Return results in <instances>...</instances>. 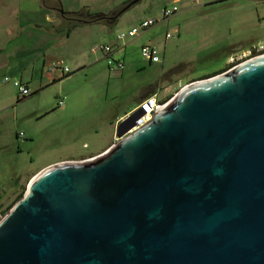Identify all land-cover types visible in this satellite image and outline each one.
<instances>
[{
    "label": "water",
    "instance_id": "95a60500",
    "mask_svg": "<svg viewBox=\"0 0 264 264\" xmlns=\"http://www.w3.org/2000/svg\"><path fill=\"white\" fill-rule=\"evenodd\" d=\"M142 113L30 181L0 222V264H264V54L123 137Z\"/></svg>",
    "mask_w": 264,
    "mask_h": 264
},
{
    "label": "rangeland",
    "instance_id": "374dc122",
    "mask_svg": "<svg viewBox=\"0 0 264 264\" xmlns=\"http://www.w3.org/2000/svg\"><path fill=\"white\" fill-rule=\"evenodd\" d=\"M82 1H86L93 11L114 15L130 0ZM207 1L210 0H181L178 3L173 0H140L123 12L113 26L107 27V32L96 34L95 46H100L109 40H117V34L133 25L139 26L145 18L158 20L148 31L141 29L135 38L118 41L120 45L127 42L118 51L125 58L122 73L112 71L106 53L97 51V59L102 60L87 70L72 72L62 83L65 92L60 98L47 91L51 94L47 96L49 105L54 101L55 106L50 114L24 121L35 125L34 139L16 138L13 131L12 144L0 146L1 209L7 210V206L15 202L17 185L27 181L47 163L63 157H78L75 161L80 162L97 156L93 152L105 149L115 134L116 128L107 119L117 113L121 116L128 110H135L140 103L139 97L147 91L154 89L162 101H169L192 83L214 74L220 75L264 54V50L259 51L257 47L239 49L230 61L227 53L233 49L232 45L239 43L234 41L236 36L233 34L231 39L218 42L216 29L220 19H215L211 31L206 28L210 23L204 26V13L210 8L213 14L217 13L226 6H234L239 0H222L211 6H206ZM174 5L178 11L165 18L164 9ZM167 33L173 36L166 37ZM144 44L157 46L159 62L151 63L143 55ZM61 98L65 100L63 105L58 104ZM26 130L29 127L23 125L18 131Z\"/></svg>",
    "mask_w": 264,
    "mask_h": 264
},
{
    "label": "crops",
    "instance_id": "0c3cea01",
    "mask_svg": "<svg viewBox=\"0 0 264 264\" xmlns=\"http://www.w3.org/2000/svg\"><path fill=\"white\" fill-rule=\"evenodd\" d=\"M218 1L222 0L207 1L206 6ZM59 9L67 13L105 14L108 18L115 15L93 11L87 2L82 0H0V146L12 144L13 131L16 138L23 137L26 140L35 138V125L24 121L50 114L55 106L54 101L49 105L47 96L56 94V97L60 98V94L65 92L62 83L73 74L72 72L87 70L102 60L96 57V52L102 50H92L96 45V34L107 32V27L113 26L119 18L118 16L113 24L101 21L71 28V21L63 17ZM213 12L210 8L204 13V26L210 23L206 28L212 31L215 19H220L216 29L218 42L223 43L231 39L233 34L237 38L234 41L239 42L232 45L233 49L227 53L230 54V61L236 50H249L264 45V0H239L237 4L234 2V6H226L223 10H217V13ZM144 20L148 19L142 21ZM134 26L136 25L126 31ZM118 41L109 40L104 44L113 46V57L123 60L125 68V58L118 51L125 47L127 42L120 45ZM246 45L248 47L245 48ZM59 60H63L64 64L59 69L50 71V66ZM65 67L69 70L66 71ZM6 76L20 80L30 89V94L20 98L19 89L13 81L3 82ZM47 91L51 94H47ZM153 94L158 95V92L154 89L147 91L139 97V102ZM32 95L34 96L30 97ZM157 97L160 98L159 95ZM21 101L23 103L20 105ZM64 103V98L58 102L59 105ZM133 111L128 110L121 116L119 113L114 114L107 120L111 122L112 127L117 128L118 124ZM23 125H27L29 130L18 131ZM115 136L116 129L110 144L105 149L93 153L99 155L106 151L112 146V142L114 143ZM73 160H78V157H63L47 163L34 172L27 181L19 183L14 194L17 195L23 188L27 189L30 181L49 166Z\"/></svg>",
    "mask_w": 264,
    "mask_h": 264
},
{
    "label": "built area",
    "instance_id": "2783aa9c",
    "mask_svg": "<svg viewBox=\"0 0 264 264\" xmlns=\"http://www.w3.org/2000/svg\"><path fill=\"white\" fill-rule=\"evenodd\" d=\"M178 11V7L175 5L172 8H165L163 11V15L165 18H168L172 14ZM158 20L157 19H148L141 21L139 26H134L128 31H123L117 34L116 38L119 41H125L129 38H134L141 29H147L154 24H156ZM173 35L170 33L166 34V37H172ZM259 51L264 50L263 46L257 47ZM92 50H102L104 53H106V59L109 68L114 71V72H121L124 69V61L115 59L112 55L113 53V46L110 44H104L100 46H94ZM142 53L143 55L150 60V62H159L160 61V52L155 45H143L142 46ZM258 56V55H256ZM233 62V59H232ZM64 64L63 60H59L56 63L52 64L50 66V71L57 70ZM66 71L69 69L67 67L64 68ZM13 81L14 85L18 87L19 92H20V98H23L27 95L30 94V89L27 88L20 80L18 79H11L10 77L6 76L4 78L3 82H10ZM157 94H153L144 100H142L139 105L135 108V111L137 110H142V115L136 119L135 125L131 127L124 135L123 137L130 135L134 133L135 131L139 130L142 128L144 125H146L148 122H150L153 117L160 111L162 110L170 101H162L160 98L157 97ZM63 102H60L62 104ZM131 114V113H130ZM128 114L125 118L130 116ZM23 136V133H21ZM120 138L116 135L114 143H116ZM88 160V159H87ZM85 161V160H84ZM8 211L4 209H0V222L6 217Z\"/></svg>",
    "mask_w": 264,
    "mask_h": 264
},
{
    "label": "trees",
    "instance_id": "16d2710c",
    "mask_svg": "<svg viewBox=\"0 0 264 264\" xmlns=\"http://www.w3.org/2000/svg\"><path fill=\"white\" fill-rule=\"evenodd\" d=\"M61 10L59 9L58 11H60L62 16L65 18H69V20L71 21V23H72L71 28L77 27V26L84 24V23H96V22H101V21H108L109 23L113 24L117 20V18L115 19L114 16H112L111 18H108L107 15H105V14H96L95 15V14H90V13H85V12L67 13L63 9H61ZM215 75L216 74H214L212 76H215ZM25 191H26V188H23L19 193H17L16 198H15V202L12 205H14L18 200H20L23 197ZM12 205L7 206L6 209L10 210V208L13 207Z\"/></svg>",
    "mask_w": 264,
    "mask_h": 264
}]
</instances>
